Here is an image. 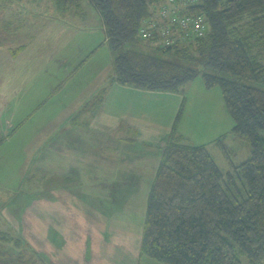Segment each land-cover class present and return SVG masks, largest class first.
I'll return each mask as SVG.
<instances>
[{
  "label": "trees",
  "instance_id": "16d2710c",
  "mask_svg": "<svg viewBox=\"0 0 264 264\" xmlns=\"http://www.w3.org/2000/svg\"><path fill=\"white\" fill-rule=\"evenodd\" d=\"M82 1L52 0L54 16L66 18ZM87 1L111 55L109 80L181 94L200 79L206 90H220L231 120L229 133L214 142L230 163L225 172L206 145H190L177 132L178 112L148 190L141 255L163 264H264V0H185L177 16L202 15L205 33L169 47L139 36L152 7L166 0ZM103 96L88 118H80L81 106L63 130L87 128ZM227 134L242 142L246 159L238 164L221 144ZM22 239L0 235L16 248ZM0 264L36 262L29 250L8 255L0 248Z\"/></svg>",
  "mask_w": 264,
  "mask_h": 264
},
{
  "label": "rangeland",
  "instance_id": "374dc122",
  "mask_svg": "<svg viewBox=\"0 0 264 264\" xmlns=\"http://www.w3.org/2000/svg\"><path fill=\"white\" fill-rule=\"evenodd\" d=\"M14 1V11L21 12L24 15L21 19L23 25L26 23V20H29V11L32 14L33 12L51 14V10H54L52 0ZM184 1L185 0H178V2L177 0H166L162 4L153 6L151 9L152 15L147 18V21L153 23L164 21L166 18L162 19L163 14L170 18L172 14L185 8L186 5L184 4ZM18 8L22 10H19ZM6 13L11 14V5L7 12L5 10L0 11V17L4 22H6L7 16H4L3 14ZM90 13L91 17L87 18L84 23L86 26H84L82 21L79 23L76 22L77 17L73 16L76 14V8L73 7L70 13H68L70 17L67 15L66 18L63 17L65 18L64 23H66V26H64L66 33L69 35H77L80 33L79 35H81L83 33L79 31L83 29L82 27H89L91 30L95 23L92 19L93 13ZM3 33L4 27L1 23L0 35ZM1 39L2 38L0 37V41ZM161 42L162 41H160V43ZM1 43L5 44L3 41H1ZM158 45L162 44L158 43ZM104 47L107 51L108 57H105L106 55L104 53L97 52V61L93 64L90 62L85 68L80 69L79 74H75L73 78L71 77L70 80L67 81L68 88L59 92L62 94V97L60 96L61 99L60 97H57L48 100L47 106L44 108V114L45 110H47V113L46 116L41 118V121H39L41 115L40 112L33 113L31 118L27 117L32 111L23 103L25 100L29 101L31 99L30 96L25 95L26 93H29V90H13L12 85L9 89V93L5 91L2 94L1 92L0 173L6 175V171H8L9 174L4 178L1 176L2 183L0 184V187L5 186L7 187V191H10L7 196V198H10L9 201H7V204L20 192H28L29 190L33 192L31 197L33 199L29 208L27 207L24 209L26 206L24 205V202H16L14 206L16 209H12L9 213L8 210L3 211V209H0V212H3L4 214V216L2 214L0 215V235L2 233L9 234L10 236H13L14 239L20 237L23 238L22 240L24 242L23 246L19 245V248H16L15 246L17 244L15 241H0V248L5 250L8 255H19L20 253L29 250V252L34 255L36 264H60L64 257L67 258L70 256V253H74L76 258L82 256L81 264H163L149 257H147V259H149L148 261H141V253L139 257L132 255L130 258H127L124 254V249H116L113 246L106 251L101 246V241H108L109 244L110 242H116L114 234L117 237L118 235L122 236L123 239L128 236L126 240L129 246L132 247L133 254H135L137 250V237H140L143 231L145 200L147 199L149 190L148 184L149 181H152L156 172V166L154 173H152V168L153 165L158 163L160 157L159 152H155L156 148L153 147V145L149 143L142 144V142L138 143L136 141L137 137L129 132V140L127 142L132 145L134 151L128 149V156L132 160H140L137 167H134V163H130L136 169H132L129 173L136 175L138 185L135 183L137 182V179H133V177L127 180L126 183L119 182V180L113 179V177H107L105 181H108L109 183L110 180H113L115 185L113 183L111 185L105 182V184H95L94 186H81L82 184L80 182V186H78L77 177L67 172L71 169L75 170L74 168L80 167L83 168V172L88 173L94 179V176L92 175L94 171L91 169L89 170V167L85 166L87 154L85 150H82L76 143L78 139L74 138L77 137V134H74L73 136L71 132L59 134L65 127H61V123H57L58 121H55V118L58 115H63L65 120H67L66 124H68L74 119V117L77 118L79 108L83 104L84 105L80 108V118L85 119L90 116L92 104L97 96L101 94L102 86H107L108 78L112 74L111 69L106 68V66L111 65L112 63L111 55L107 44H105ZM69 58L70 59H68L67 65L65 66V70L67 71L72 70L75 63V57L73 59L72 57ZM80 60L82 59L80 58ZM12 62L13 60L8 61L7 59L0 58V72L3 73L2 76H7L9 65H11ZM44 64L51 66L53 62L50 59ZM95 66L98 67H96L97 74L95 77H91L92 72L90 67ZM2 67H4V71L2 70ZM29 67H31L30 62ZM0 78L3 77L0 75ZM11 78L14 79V76ZM17 78L18 81H15L14 79L13 82H11L15 87L29 89L34 82L32 79L31 81H26L23 72H20V74L17 75ZM36 78H38V76ZM46 78L48 79V81L45 79L46 84L48 89H50V86H52L57 78H51L50 76ZM50 81L52 82L51 85L48 84ZM73 83H77V86H72ZM85 85H87L86 90L83 88ZM203 87L200 79H195L193 82L191 81L185 84L183 96H186L188 100L181 118L178 121L177 132L182 133L186 143L190 145H206L215 158L218 167L222 171H230L231 166L228 167L230 163L217 147L218 143L217 146L214 145V142L221 135L229 132L225 124L227 125L230 120L226 119L225 115L218 111L221 110L222 107V102L217 96L220 90L217 88L213 89L214 91L204 90ZM127 98L129 102L134 99L131 95H127ZM20 100L21 104L18 105ZM122 100L127 101L124 96L119 99V102ZM77 102H81V106L77 108L72 107L73 111L69 113V109H67L66 106H73V103ZM144 102H146L147 106L153 110L152 101L144 99ZM59 103L65 105V107H59ZM214 103L217 111L212 117L209 115V111ZM156 122L163 126L166 124V122L163 121ZM5 123H10L14 127L10 128L9 131L4 130L2 129V126H4ZM45 125L50 134L47 138H43L45 135L44 131L40 132V130L37 129ZM51 126H58V131L54 132L55 128ZM230 135L231 134H227V136L222 139L221 144L224 145L228 151H231V148L233 149L235 155L231 157V160L234 164H238L246 159V157H244L245 152L241 146L242 142L232 139ZM3 138L4 140H2ZM41 144H44L43 146L45 149H48V152L56 150L61 155L65 153V155L61 157H64L68 162L71 161L69 170L68 168H65L66 170H64V172H66L65 174L68 175L62 176L58 174L57 176L52 174V172L46 173L45 175L40 173L41 170L36 166L39 156V153H36V151L39 152L38 149L42 146ZM77 146L80 149L77 148ZM158 148H161V146ZM19 149H21L20 151L23 153L19 154ZM135 149H137V151ZM239 150L241 154L238 153ZM22 157H24V163L26 165L25 178H23V175L21 176L24 172L11 170L8 167L9 162H4L5 160L12 158L18 168L23 167V164L21 163V161H23ZM142 159L144 161L143 167L141 166L143 164L141 163ZM95 161L98 162L97 160ZM71 165L74 168H72ZM140 167L144 170L149 169V175L142 181V183L139 182L138 178ZM42 178H46V181ZM50 181H54V183H50ZM146 181H148V183L143 184ZM51 185L53 187L58 186L63 188L64 192L55 194L53 197L57 199L55 202L41 201L40 193L42 191L45 192ZM240 187L242 188V186ZM52 194L53 193H50V195ZM92 195L96 197L97 202H89L88 199H90ZM98 196L99 199L101 198L100 200L98 199ZM47 197H49L50 200L52 198L51 196ZM19 198L22 199V195H20ZM12 201L15 202V200ZM13 203H10V205ZM141 204L143 206V211L139 209ZM129 209L131 211H128ZM62 210L65 215L70 211L71 213L77 211L78 216H73L74 218H70L69 216H67L68 218L61 217L60 215L63 213ZM86 210L88 211L86 212ZM138 210L141 212H138ZM46 214L48 216H46ZM122 214H125L126 216L122 217ZM129 250L131 252V249Z\"/></svg>",
  "mask_w": 264,
  "mask_h": 264
},
{
  "label": "crops",
  "instance_id": "0c3cea01",
  "mask_svg": "<svg viewBox=\"0 0 264 264\" xmlns=\"http://www.w3.org/2000/svg\"><path fill=\"white\" fill-rule=\"evenodd\" d=\"M10 5H11V14L10 13L3 14L4 16H7L6 22H4L3 19L0 17V25L2 23L4 27V33L1 34L0 37L2 38L1 41L5 43L3 44L0 41V58L7 59L8 61L13 60V62L11 63V65H9L7 76L5 77L2 76L3 73L0 72L1 77H3L0 78V99H2L1 95L5 91L9 93V89L12 85H13V90L14 89L19 91L22 89L29 90V93H26L25 95L30 96L31 99L29 101L25 100L23 103L26 104V106H28L32 111L31 114L27 117L31 118L33 113L40 112L41 115L39 121H41V118L46 116L47 110H45V114H44V108L45 106H47L48 100L60 96L62 97V94H60L59 92L68 88L67 81L70 80L71 77L73 78L75 74H79L80 69L85 68L87 64H89L90 62L91 64H93L95 61H97V55H96L97 52L104 53L106 55L105 57H108L107 51L104 47L105 45L104 32L101 29L100 16L97 10L95 9V7L92 5V3H90L87 0H83L79 4V6H75L76 14L73 16L77 17L76 22L79 23L80 21H82L83 25L86 26V24L84 23L87 20V18L91 17L90 12H92L93 13L92 19L94 20L95 23L94 27L91 30L89 29V27L87 28L82 27L83 29H81L79 32H82L83 34L79 35L80 34L79 33L77 35H73V34L69 35L66 33L64 29V26H66V23H64L65 18L59 19L56 15L54 16L55 10H51V14L44 12L39 13L33 11L32 14L29 11L28 14L29 20H26L25 21L26 23L23 25L21 19L23 18L24 15L21 12L19 13L17 11L16 12L14 11L15 9L14 0H0V11L5 10L7 12V10H9L10 8ZM18 9L22 10L20 8ZM67 16L70 17L69 14ZM69 57H72V59L75 57V63H74V68L70 71H67L65 70V66L67 65L68 59H70ZM80 58L82 60H80ZM50 59L53 62V64L51 66L45 65L44 63ZM29 62L31 63V67H29ZM96 67L97 66L90 67L91 68L90 70L92 72L91 77L96 76L97 68H98ZM106 68L111 69L112 72V64L106 66ZM2 70L4 71V67H2ZM20 72H23L26 81H31V79L34 80V82L31 85V88L27 89L17 86L15 87V85L11 83L13 82L14 79L15 81H18L17 75L20 74ZM10 76L11 77L14 76V79H12ZM37 76L38 78H36ZM49 76L51 78L53 77L57 78V80H55L53 84L51 81L48 82L49 85L52 84V86H50V89H48V86L45 81V79L48 81L46 77ZM109 78H108L107 86L105 85L102 86L103 88L100 95H104L103 102L100 105V107L97 109V111H95L94 116H91L92 118L89 120L90 123L87 126V128H81V127L80 128L75 127L69 129L66 128L65 131L62 130V132L59 133V134H65L71 132L72 136L74 134H77L76 135L77 137H74L78 139L76 143L82 150H85L87 154L85 166L89 167L88 168L89 170L91 169L94 171L92 174L94 176L93 179L88 173L82 171L83 168L80 167L74 168L71 165L72 168H74L75 170L71 169L70 171L67 172L77 177L78 186H80V182L82 184L81 186L84 185L94 186L95 184H105V182L108 183V181H105L107 177L108 178L113 177V179H117L119 180V182H123V183H126L127 180H129L132 177L133 179H137L136 175L129 173L132 169H136L134 167L135 166L137 167L140 162V160L139 161L132 160L128 156V149H130V151H134L132 145L127 142L129 140V132L137 137L136 141L138 143L140 142H142V144L149 143L156 148L155 152L157 151L160 154L161 148L158 147L160 146L163 147L165 141L169 137V134L171 132L172 126L174 124L178 112H180V118H181L184 107L187 104L188 99L186 98V96H183V93L179 94L168 91H152L146 89L133 88L130 86L120 84L119 82L116 81H111L109 80ZM72 86H77V83H73ZM83 88L84 90H86L87 85H85ZM204 90L206 89L204 88ZM212 91L214 90L212 89ZM127 95H131L134 99L129 102ZM122 96H124L128 102L126 100H122L119 102V99ZM217 96L220 98L223 107V109L221 107V110L218 111L221 114L225 115L226 119L230 120L223 105V100L220 91L217 94ZM144 99H149L150 101H152L153 110H151L147 106V103L144 102ZM20 104H21V100L18 102V105ZM80 106H81V102H77V103H73V106L68 105L66 107L67 109H69L68 112L71 113L73 111L72 107L77 108ZM59 107H65V105L59 103ZM216 111L217 109L215 108V103H214L211 107V110L209 111V115L213 117ZM55 121H58L57 123H61L60 126L62 127L63 123L66 122L67 120H65L63 115L61 116L58 115L55 118ZM156 121H163L166 122V124L163 126L162 124H157ZM230 121H228L227 125L225 124V126L229 131L231 129ZM121 125L124 126L120 128ZM13 127L14 126L12 124L5 123L4 126H2V129L9 131V129ZM51 127L55 128L54 132L58 131L57 130L58 126H51ZM37 129L40 130V132L41 131L45 132L43 138H47L50 135L48 133V129L46 125L41 126ZM178 133L182 135V133L180 132ZM43 145L38 149L39 152L36 151V153H39L36 166H38V168L44 172L43 173L40 171V173L45 175L46 173L52 172V174H55L57 176L58 174L62 176L68 175L65 174L66 172H64V170H66L65 168H68L69 170L71 161L68 162L64 159V157L63 158L61 157L65 155V153L61 155L56 150L55 151L51 150L48 152L47 151L48 149L47 148L45 149ZM78 146L77 148H79ZM20 150L21 149H19L18 151L19 154L23 153ZM135 150L137 151V149ZM22 159L23 161H21V163L23 164V167H19V168L15 164V162H13L14 160L12 158H9L4 162L5 163L9 162L8 167L11 170L24 172V174H21V176L23 175V178H25L26 165L24 163V157H22ZM95 160H97L98 162H96ZM130 163H134V167ZM141 163H143L141 165L143 167L144 166L143 159L141 160ZM155 166H157V164L153 165L152 168L153 171L151 170L152 173H154ZM142 167H140L139 169V176H138L140 183H142V181L149 175V169L144 170ZM6 172H7L6 175L0 173V184L2 183L1 176L4 178L7 177V175L9 174L8 171ZM42 179L46 181V178H42ZM52 182L54 183V181ZM52 182L50 181V183ZM112 183L113 180H110L108 184L112 185ZM135 183L136 185H138V179L137 182ZM146 183H148V181L144 182L143 184ZM113 184L115 185V183ZM150 185H151V181H149L148 186L150 187ZM49 188L46 189L45 192L42 191L40 193L39 191L41 196L40 198L41 201L43 200L46 202L49 201L55 202L57 200L56 198H53L55 194L64 192L63 188H60L58 186L53 187L51 185ZM9 193L10 191H7V187L5 186L0 187V203H1L0 209H3V211L8 210L9 213L12 209H16L14 207L16 202H24V205H26L24 209H26L27 207L29 208L31 206L30 203L33 199L31 198L33 195L32 191L29 190L28 192L25 191L18 193V195L16 197H13L12 199L15 200V202L10 200V202L7 204V201H9L10 199L7 198ZM50 193L53 194L50 195ZM20 195H22V199L19 198ZM47 196H51L52 197L51 200ZM88 200L89 202L92 203L97 202L96 197L93 195ZM10 203L13 204L10 205ZM139 209L143 211L142 204L139 206ZM140 210H138V212ZM87 211L88 210H86V212ZM128 211L131 210L129 209ZM144 213H145V208H144ZM1 214L4 216L3 212H0V215ZM46 216L48 215L46 214ZM60 216L64 218H66L67 216H69L70 218H74L78 216V212L75 211L74 213L73 212L71 213L70 211L67 213V215H65L63 211L62 215ZM125 216H126L125 214H122V217ZM141 236L142 234L140 235V237H137V250L135 254H133L132 247L129 246L126 240L128 236H126L123 239L122 236L118 235L117 237L114 234V237L116 238V242H110L109 244L108 241H101V246L106 251H108L113 246L116 249H120V250L124 249L125 250L124 254L125 256H127V258H130L132 255L133 256L136 255L137 257H139L140 248H141V238H142ZM129 249H131V252ZM140 257H141L140 258L141 261L149 260L147 259V257L143 255H141ZM65 258L66 257H64L63 259ZM82 258H83L82 256L76 258L74 256V253H70V256H68L65 260L63 259L61 260V263L81 264Z\"/></svg>",
  "mask_w": 264,
  "mask_h": 264
},
{
  "label": "built area",
  "instance_id": "2783aa9c",
  "mask_svg": "<svg viewBox=\"0 0 264 264\" xmlns=\"http://www.w3.org/2000/svg\"><path fill=\"white\" fill-rule=\"evenodd\" d=\"M162 19L165 20L156 23L144 21L145 24L141 28L139 36L143 39L160 37L163 45L161 46L169 47L190 40L192 37H201L205 33V20L202 15L177 16L175 13L168 18L163 14Z\"/></svg>",
  "mask_w": 264,
  "mask_h": 264
}]
</instances>
